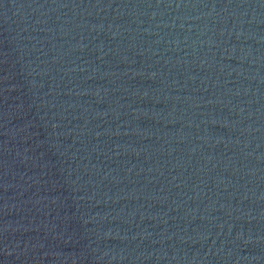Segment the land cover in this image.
I'll return each mask as SVG.
<instances>
[{
  "label": "water",
  "instance_id": "1",
  "mask_svg": "<svg viewBox=\"0 0 264 264\" xmlns=\"http://www.w3.org/2000/svg\"><path fill=\"white\" fill-rule=\"evenodd\" d=\"M0 264H264V0H0Z\"/></svg>",
  "mask_w": 264,
  "mask_h": 264
}]
</instances>
